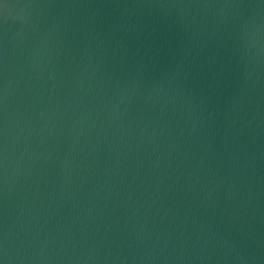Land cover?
<instances>
[{"label":"water","instance_id":"1","mask_svg":"<svg viewBox=\"0 0 264 264\" xmlns=\"http://www.w3.org/2000/svg\"><path fill=\"white\" fill-rule=\"evenodd\" d=\"M0 264H264V0H0Z\"/></svg>","mask_w":264,"mask_h":264}]
</instances>
